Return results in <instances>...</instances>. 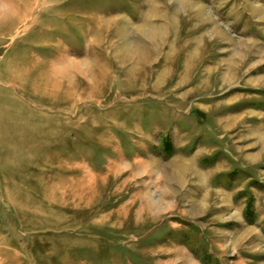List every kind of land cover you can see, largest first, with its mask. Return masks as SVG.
<instances>
[{"label": "rangeland", "instance_id": "rangeland-1", "mask_svg": "<svg viewBox=\"0 0 264 264\" xmlns=\"http://www.w3.org/2000/svg\"><path fill=\"white\" fill-rule=\"evenodd\" d=\"M0 264H264V0H0Z\"/></svg>", "mask_w": 264, "mask_h": 264}, {"label": "bare ground", "instance_id": "bare-ground-1", "mask_svg": "<svg viewBox=\"0 0 264 264\" xmlns=\"http://www.w3.org/2000/svg\"><path fill=\"white\" fill-rule=\"evenodd\" d=\"M28 7V6H27ZM8 11V8H7V10H6V12Z\"/></svg>", "mask_w": 264, "mask_h": 264}]
</instances>
